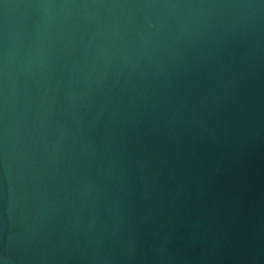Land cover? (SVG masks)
<instances>
[{"label": "water", "instance_id": "95a60500", "mask_svg": "<svg viewBox=\"0 0 264 264\" xmlns=\"http://www.w3.org/2000/svg\"><path fill=\"white\" fill-rule=\"evenodd\" d=\"M0 264H264V0H0Z\"/></svg>", "mask_w": 264, "mask_h": 264}]
</instances>
